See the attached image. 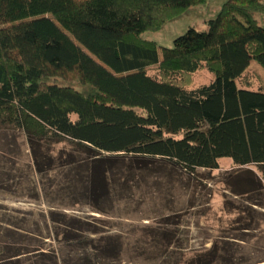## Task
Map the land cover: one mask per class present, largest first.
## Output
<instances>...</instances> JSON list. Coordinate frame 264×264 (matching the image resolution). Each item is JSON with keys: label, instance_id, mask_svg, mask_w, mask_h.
<instances>
[{"label": "trees", "instance_id": "16d2710c", "mask_svg": "<svg viewBox=\"0 0 264 264\" xmlns=\"http://www.w3.org/2000/svg\"><path fill=\"white\" fill-rule=\"evenodd\" d=\"M205 2L0 0V185L47 204L32 218L0 205V264H114L127 247L142 252L141 239L124 244L131 229L103 233L98 213L156 220L140 236L165 264H223L219 238L236 234L170 251L181 209L142 206L156 164L193 177L229 159L224 188L247 203L225 199L230 222L260 226L251 215L264 208V0H225L206 29L189 25L172 46L142 35ZM84 205L87 214L68 210ZM46 237L58 245L37 243Z\"/></svg>", "mask_w": 264, "mask_h": 264}, {"label": "rangeland", "instance_id": "374dc122", "mask_svg": "<svg viewBox=\"0 0 264 264\" xmlns=\"http://www.w3.org/2000/svg\"><path fill=\"white\" fill-rule=\"evenodd\" d=\"M224 1L207 0L205 3L192 5L168 19L160 28L145 30L142 35L156 40L158 44L172 46L173 39L184 33L189 25H194L198 29H206L207 23L205 20L215 17ZM257 17L259 23L264 26V13H259ZM251 66L254 70H260L255 62ZM198 73L201 80H207L211 77V74L206 70H201ZM228 160H222L221 165L217 168H198L193 177L174 169V167L168 168V165L156 164L153 166V171L147 174L146 180L142 183L143 186L140 192L145 193L142 206L146 213L151 214L161 208L170 212L171 209L174 211L181 209L178 213L180 215L175 216L179 218L177 233L179 239L176 236V243L170 246V251L173 254L178 255L180 252L185 251L190 255L195 250L209 247L212 240L219 237V234L233 233L232 235L236 234L237 238L224 235L223 238L228 243L223 244L222 238H219L221 245L216 247L219 250L218 253L224 256L223 264L230 262L232 264H264V208L254 205L255 209L251 215L253 223L259 224L261 222L260 226L253 225L252 228L244 231L240 228V224L237 225L238 229H236V224L230 222L235 214L231 215L227 211L231 203L225 205V199H229L228 202L240 199L233 192L224 188V175L232 167L231 162H228ZM151 174L157 176V185ZM6 189L5 186L0 185V205L7 206L15 214L21 215L14 209L26 211L27 213L24 216L32 218L37 209L47 207L42 199L33 200L24 195L18 196L13 192H7ZM153 189H156V191ZM240 201L247 204L242 200ZM68 210L82 215L89 212V208L85 205L78 209L72 210L71 208ZM96 215L107 220L105 223H101L105 229L103 233L125 234V232L120 231L131 229L127 233L124 244L127 243L129 246L136 240L141 239V242H139L141 248V245L146 243L142 252L137 254L134 248L135 245H133V250L127 247L119 258H113L111 262H114V264H165L162 262V260H165L164 258L155 259L159 254V248L153 246L154 244L147 243L143 239L146 236L145 234L140 236V227L147 225L149 227L145 229H154L157 224L156 220H152L153 218L140 219L136 213L128 215V217L118 216L116 213L114 215L101 213ZM87 218L90 219V217ZM229 228L230 232H228ZM37 243L45 249H52L58 245L50 237H46ZM214 264H222L221 258L219 257L217 263L214 262Z\"/></svg>", "mask_w": 264, "mask_h": 264}]
</instances>
